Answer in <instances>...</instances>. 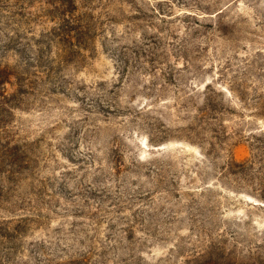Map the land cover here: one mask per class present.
Segmentation results:
<instances>
[{"label":"rangeland","instance_id":"rangeland-1","mask_svg":"<svg viewBox=\"0 0 264 264\" xmlns=\"http://www.w3.org/2000/svg\"><path fill=\"white\" fill-rule=\"evenodd\" d=\"M0 67V264H264V0H1Z\"/></svg>","mask_w":264,"mask_h":264},{"label":"trees","instance_id":"trees-1","mask_svg":"<svg viewBox=\"0 0 264 264\" xmlns=\"http://www.w3.org/2000/svg\"><path fill=\"white\" fill-rule=\"evenodd\" d=\"M16 1H21V0H16ZM57 2H59L61 4V2H63V0H57ZM80 38L81 37H78L77 41L76 40H74V41H76L78 43L79 42L78 40ZM68 40H72V38L69 37ZM25 77H26L25 72L22 73L19 77H17V76L15 77L13 72L10 71L8 69V67H0V101H1V104L8 102V101H12L16 98V96L14 94L12 96H9L6 93L5 88L7 85H10V79L14 78L18 82L16 84L17 87L20 89L24 86L29 85V84H27V79H25ZM234 167L235 166L230 165L229 168L231 171H233ZM233 248L235 249L236 247H233ZM220 250L211 245L207 249V251H205L204 254L198 260L195 261L194 264H247V263H236L234 261H231L230 258H231L232 252L230 251L229 255L225 256L224 252L220 251ZM220 257H225L228 260L225 261L223 258H222V260H220Z\"/></svg>","mask_w":264,"mask_h":264}]
</instances>
